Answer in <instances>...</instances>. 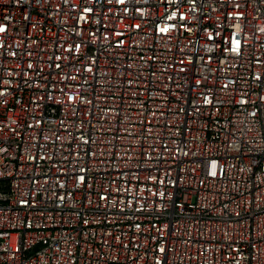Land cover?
Wrapping results in <instances>:
<instances>
[{
    "label": "built area",
    "instance_id": "obj_1",
    "mask_svg": "<svg viewBox=\"0 0 264 264\" xmlns=\"http://www.w3.org/2000/svg\"><path fill=\"white\" fill-rule=\"evenodd\" d=\"M0 264H264V0H0Z\"/></svg>",
    "mask_w": 264,
    "mask_h": 264
},
{
    "label": "snow or ice",
    "instance_id": "obj_2",
    "mask_svg": "<svg viewBox=\"0 0 264 264\" xmlns=\"http://www.w3.org/2000/svg\"><path fill=\"white\" fill-rule=\"evenodd\" d=\"M162 31H166V29H162ZM238 43V42H237Z\"/></svg>",
    "mask_w": 264,
    "mask_h": 264
}]
</instances>
